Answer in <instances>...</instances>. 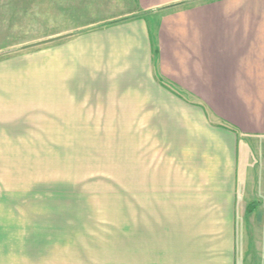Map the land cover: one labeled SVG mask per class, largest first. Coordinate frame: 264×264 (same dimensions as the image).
I'll return each mask as SVG.
<instances>
[{
    "label": "crops",
    "instance_id": "0c3cea01",
    "mask_svg": "<svg viewBox=\"0 0 264 264\" xmlns=\"http://www.w3.org/2000/svg\"><path fill=\"white\" fill-rule=\"evenodd\" d=\"M0 7L15 10L0 25L29 31L8 35L42 42L39 72L54 74L64 104L83 89L87 104L149 127L146 145L161 154L145 173L151 208L157 177L186 220L141 234L145 264H264V0Z\"/></svg>",
    "mask_w": 264,
    "mask_h": 264
},
{
    "label": "rangeland",
    "instance_id": "374dc122",
    "mask_svg": "<svg viewBox=\"0 0 264 264\" xmlns=\"http://www.w3.org/2000/svg\"><path fill=\"white\" fill-rule=\"evenodd\" d=\"M1 7L5 21L15 10ZM17 26L0 25V264H145L141 234L186 220L156 176L151 208L149 127L83 89L64 104L39 72L42 42L25 47Z\"/></svg>",
    "mask_w": 264,
    "mask_h": 264
},
{
    "label": "water",
    "instance_id": "95a60500",
    "mask_svg": "<svg viewBox=\"0 0 264 264\" xmlns=\"http://www.w3.org/2000/svg\"><path fill=\"white\" fill-rule=\"evenodd\" d=\"M37 43H41V42H37ZM31 45H33V44H30V45H26L25 47H30Z\"/></svg>",
    "mask_w": 264,
    "mask_h": 264
}]
</instances>
